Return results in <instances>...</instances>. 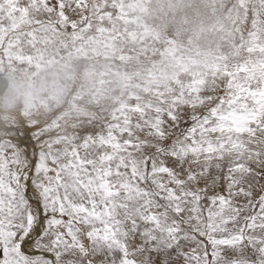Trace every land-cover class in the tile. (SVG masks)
<instances>
[{"label": "snow or ice", "instance_id": "snow-or-ice-1", "mask_svg": "<svg viewBox=\"0 0 264 264\" xmlns=\"http://www.w3.org/2000/svg\"><path fill=\"white\" fill-rule=\"evenodd\" d=\"M89 23L81 0H0L29 60ZM0 264H264V72L0 132Z\"/></svg>", "mask_w": 264, "mask_h": 264}, {"label": "rangeland", "instance_id": "rangeland-1", "mask_svg": "<svg viewBox=\"0 0 264 264\" xmlns=\"http://www.w3.org/2000/svg\"><path fill=\"white\" fill-rule=\"evenodd\" d=\"M81 5L90 23L49 44L42 55L27 59L22 42L8 49L5 41L0 52V61L9 58L15 65L5 72L9 87L3 96L14 91L18 97L8 111L36 117L30 124L48 120L53 134L78 131L99 113L125 105L168 101L194 73L209 79L215 73L223 84L233 73L264 72V0ZM184 118L190 119V110Z\"/></svg>", "mask_w": 264, "mask_h": 264}, {"label": "bare ground", "instance_id": "bare-ground-1", "mask_svg": "<svg viewBox=\"0 0 264 264\" xmlns=\"http://www.w3.org/2000/svg\"><path fill=\"white\" fill-rule=\"evenodd\" d=\"M5 41L7 42V39H5ZM4 42V44L6 43ZM4 44L1 45L0 49H4ZM3 55H4V51H3ZM11 59L6 58L5 60L3 59L2 61H0V75L5 77V79L7 80V84L4 87L3 91L0 93V95L3 96V94L5 93V91L7 90V88L9 87V81L7 76L5 75V72L9 71H14L15 70V65L10 61ZM0 132H3L5 129L7 128H12V127H19L25 123L30 124L31 122H33L36 117H31V116H26L24 114V112H14V111H5V110H0ZM36 123H39L41 125L44 124H49L48 120H43L41 119H37L35 121ZM2 123L4 126H2ZM34 123V122H33ZM4 127V128H3Z\"/></svg>", "mask_w": 264, "mask_h": 264}, {"label": "clouds", "instance_id": "clouds-1", "mask_svg": "<svg viewBox=\"0 0 264 264\" xmlns=\"http://www.w3.org/2000/svg\"><path fill=\"white\" fill-rule=\"evenodd\" d=\"M163 9L164 11H167V4L163 5ZM17 100L18 97L14 91L7 93L4 96H0V110H10L11 107L15 105Z\"/></svg>", "mask_w": 264, "mask_h": 264}, {"label": "water", "instance_id": "water-1", "mask_svg": "<svg viewBox=\"0 0 264 264\" xmlns=\"http://www.w3.org/2000/svg\"><path fill=\"white\" fill-rule=\"evenodd\" d=\"M6 84H7V80L5 79V77L0 75V93L3 91Z\"/></svg>", "mask_w": 264, "mask_h": 264}]
</instances>
